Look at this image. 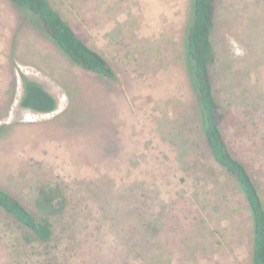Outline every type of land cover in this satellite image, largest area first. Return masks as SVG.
I'll return each instance as SVG.
<instances>
[{
	"label": "rangeland",
	"instance_id": "rangeland-1",
	"mask_svg": "<svg viewBox=\"0 0 264 264\" xmlns=\"http://www.w3.org/2000/svg\"><path fill=\"white\" fill-rule=\"evenodd\" d=\"M50 1L116 77L0 0V188L33 210L44 185L67 196L48 244L0 208V264H253L246 199L207 149L191 86V0ZM213 42L223 130L264 198V0H217ZM23 75L55 111L20 106Z\"/></svg>",
	"mask_w": 264,
	"mask_h": 264
},
{
	"label": "trees",
	"instance_id": "trees-1",
	"mask_svg": "<svg viewBox=\"0 0 264 264\" xmlns=\"http://www.w3.org/2000/svg\"><path fill=\"white\" fill-rule=\"evenodd\" d=\"M24 16L26 23L46 31L58 46L83 69L113 79L116 71L96 49L80 37L50 0H9ZM191 16L186 34L187 67L198 102L206 146L214 160L236 181L244 195L252 221V263L264 264V198L248 165L230 149L223 123L226 113L217 100L211 68L216 60L213 42L217 0H191ZM20 106L37 113L58 108L56 97L35 78L22 76ZM67 196L58 184L39 188L34 210L19 197L0 188V208L21 226L31 231L27 240L50 243L55 235L53 218L63 215ZM153 227L152 220L146 222ZM155 229V228H154Z\"/></svg>",
	"mask_w": 264,
	"mask_h": 264
}]
</instances>
